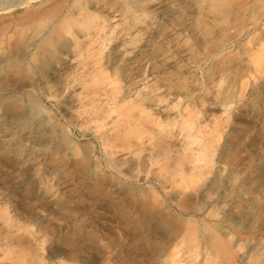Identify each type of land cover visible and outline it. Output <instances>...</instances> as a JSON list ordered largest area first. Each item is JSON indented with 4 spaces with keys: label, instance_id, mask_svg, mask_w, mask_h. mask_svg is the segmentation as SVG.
Returning <instances> with one entry per match:
<instances>
[{
    "label": "rangeland",
    "instance_id": "374dc122",
    "mask_svg": "<svg viewBox=\"0 0 264 264\" xmlns=\"http://www.w3.org/2000/svg\"><path fill=\"white\" fill-rule=\"evenodd\" d=\"M188 1L185 0L186 12L179 7L173 10V20L160 19L156 10L151 14L144 11L146 7H157L160 0H67L62 12L67 11V16L62 25L63 15H58L52 20L41 17L19 26V16L30 9L26 5L0 12L4 19L0 21V51L4 55L0 92L3 98L15 95L17 109L25 113L23 124L7 125V130L26 132L44 122L54 126V146L50 144L39 151L38 160L44 168H60L48 181L58 205V210L52 212L43 193L45 182L41 189L38 186L39 191L22 177L10 182L14 171L6 164L15 163L16 147L0 141V153L7 157L0 164V207L11 215L9 226L1 218L0 223L8 230L25 231L38 256L35 262L41 258L51 264H264V164L259 168L253 153L244 147L249 133L256 130V121L241 126L237 122L243 113L264 115V62L260 68L254 62L256 53L264 49V0ZM40 3L41 0H33L31 8ZM86 11L101 15L96 27L87 35H79L78 44L73 34L63 31L62 37L71 39L69 49L57 53L58 56L48 50L63 22L70 23ZM134 16L140 20L133 19ZM12 46L20 51L14 53ZM42 64L56 73L49 82L43 78ZM99 72L103 78L94 83L93 79L101 75ZM111 91L117 93L115 98ZM30 98L37 107L35 113L29 110ZM124 100L125 103L121 102ZM127 100L138 105L141 115L140 107L146 105L150 117L164 126L167 122L164 124L163 119L171 117L165 129L171 124L174 128L162 138L170 137L176 143L172 160L187 153L193 157L210 153L207 163L198 159L190 164L196 169L207 168L203 179L190 184L176 176L173 181L168 172L164 174L156 163L151 164L150 149L139 156L130 154L134 147H116L108 153L104 136L119 129L121 122L113 123L114 119H123L110 109L118 103L126 106ZM76 108L80 112H74L78 111ZM97 110L106 111L110 124L106 121L98 127L92 116ZM181 122L185 128L191 126L198 141H188L187 131H179L176 124ZM256 133L257 141H264V128L257 127ZM68 146L74 149L70 158L65 152ZM24 154L32 156L33 148H26ZM218 163L224 169H219ZM6 168L9 171L4 173ZM127 169L133 171L128 173ZM112 184L119 189L121 203L113 200ZM11 189L19 193L17 199L8 195ZM88 192L98 196V200L89 198ZM205 192L208 196L201 198ZM214 231L220 235L226 255L209 244ZM70 257L83 260L77 263ZM15 258L1 259L0 264H12Z\"/></svg>",
    "mask_w": 264,
    "mask_h": 264
},
{
    "label": "bare ground",
    "instance_id": "6f19581e",
    "mask_svg": "<svg viewBox=\"0 0 264 264\" xmlns=\"http://www.w3.org/2000/svg\"><path fill=\"white\" fill-rule=\"evenodd\" d=\"M33 0H14V1H9V0H0V12H6L9 10H11L13 6H16V5H26L27 7H30V9H28V11H25L23 14H21L19 16V20L21 19V22H20V25L21 26L22 24L25 25L31 21H37L38 19H40L41 17H46V18H49L48 20H52L54 17H57L58 15H63L61 17V21L60 23L63 21V19L65 18V15L67 16V14H63V10L66 6V3H67V0H41V3L39 4L38 7H32V2ZM78 0H71L72 3H76ZM114 1V0H113ZM149 1V0H148ZM190 1V0H189ZM188 1V3H189ZM195 2L197 3H201V2H205L207 0H194ZM210 2H213V3H220L224 0H209ZM226 1V0H225ZM237 1V0H236ZM123 2V1H122ZM121 2V3H122ZM231 2V1H230ZM132 3H133V0H132ZM94 4V3H93ZM119 4V3H118ZM150 4V3H149ZM148 4V5H149ZM100 5V4H99ZM123 5V4H122ZM139 5V4H138ZM145 5V3H144ZM233 5V4H232ZM96 6V5H95ZM118 6V5H117ZM154 6V5H153ZM146 7L144 8V11L145 12H148V13H153L152 11L153 10H156V14L159 15L160 19L161 18H168V19H171L173 20L175 18V15L173 13V10H175V8L179 7L181 8L183 11L186 12V10H188V4L187 2H185V0H175V2H173V0H160L159 4L157 7ZM175 6V7H174ZM234 6V5H233ZM23 7V6H22ZM68 7V5H67ZM104 7V6H103ZM122 7V6H121ZM135 7V6H134ZM11 8V9H10ZM95 8V7H94ZM120 8V7H119ZM130 7H128L129 9ZM96 9V8H95ZM100 9V8H99ZM102 9V8H101ZM117 9V8H116ZM123 9V8H122ZM231 9V8H230ZM22 10V9H21ZM91 10V9H90ZM125 10V9H124ZM143 10V9H142ZM105 11V10H104ZM141 11V10H140ZM87 13H85L82 17H79V18H76V17H73L72 18V22L70 23H67L66 22H63V27L62 26H58V27H62L60 29V32L57 31L55 33V39H54V43H52V46H51V49L47 48L45 45V48H47L48 50H52L54 51L53 53H58V55L60 53H63L65 51H67L66 49L68 48L69 49V46H70V40H66L64 39V37H62V32L63 34L64 33H69V34H73V38L75 39V44H78L80 42L79 40V35H87L89 33V31L96 27L97 25V20L98 18L101 17V15L99 16H96L97 14L93 13V12H88L86 11ZM139 11H137L138 13ZM142 12V11H141ZM69 13V12H68ZM98 13V12H97ZM103 13V12H102ZM101 13V14H102ZM125 13V12H124ZM136 14V13H135ZM142 15H144L142 13ZM68 16H70L68 14ZM126 16V15H125ZM121 17V16H120ZM147 17V15H146ZM68 18V17H67ZM139 19L138 16H134L133 19ZM142 18V17H141ZM125 19V18H124ZM121 20V19H120ZM140 20V19H139ZM142 20V19H141ZM0 21H4L3 18L0 17ZM39 21V20H38ZM55 21V20H54ZM53 21V23H54ZM138 21V20H137ZM41 22V21H40ZM117 22V20H116ZM140 22V21H139ZM138 22V23H139ZM56 25H58V21L55 22ZM59 23V25H60ZM120 23V22H119ZM121 23H123L121 21ZM125 23V22H124ZM123 23V25H124ZM133 23H135L133 21ZM137 23V22H136ZM48 24V23H47ZM112 24V23H111ZM126 24V23H125ZM62 25V23H61ZM76 25V29L74 28V26ZM6 26V25H5ZM53 26V24H52ZM118 26V24H117ZM137 26V25H136ZM33 27V26H32ZM121 27V26H120ZM123 27V26H122ZM126 27V25H125ZM51 28V27H50ZM119 28V27H117ZM132 28V27H131ZM134 28V27H133ZM20 29V27H19ZM22 29V28H21ZM20 29V31H21ZM34 29V28H33ZM38 29V28H37ZM44 29V28H43ZM123 29V28H121ZM120 29V30H121ZM32 30V29H31ZM104 30V29H103ZM41 31V30H40ZM51 31V30H50ZM53 31V30H52ZM92 31V30H91ZM38 31H36L35 33H37ZM49 32V31H48ZM54 32V31H53ZM156 32V31H155ZM30 33V32H29ZM119 33V32H118ZM126 33V32H125ZM34 34V32H33ZM39 35H41L39 33ZM45 35V34H44ZM18 36V35H17ZM23 36V35H22ZM33 36V35H32ZM52 36V35H51ZM50 36V37H51ZM54 36V35H53ZM64 36V35H63ZM48 37V35H47ZM25 38V37H24ZM66 38V36H65ZM51 39V38H49ZM261 39V38H260ZM16 40V39H15ZM13 40V41H15ZM21 41L23 40L22 38L20 39ZM48 40V38H47ZM41 41V40H40ZM39 41V42H40ZM4 42V41H3ZM27 42V41H26ZM33 42V41H32ZM47 42V41H46ZM50 44L52 42L49 41ZM14 44V43H13ZM16 44V43H15ZM29 44V42L27 43ZM45 44V43H44ZM47 44V43H46ZM40 45V44H39ZM49 45V44H48ZM29 46V45H27ZM37 46V45H36ZM43 47L44 50H46L45 48ZM50 46V45H49ZM145 46V45H144ZM254 46V45H253ZM13 48L11 49V51H13L14 53L15 52H18L20 51L19 49H17V47H14L12 46ZM41 47V48H42ZM96 47V46H95ZM40 47H38L37 49L39 50ZM40 48V49H41ZM88 48V47H87ZM90 48V46H89ZM21 49V48H20ZM35 49V48H34ZM138 49V48H137ZM263 49V48H262ZM24 49H21V51H23ZM37 50V51H38ZM42 50V49H41ZM252 50V49H251ZM26 51V49L24 50ZM32 51V50H31ZM255 52V51H254ZM13 53V55H14ZM28 53V52H27ZM37 53V52H36ZM52 53V52H51ZM253 53V52H252ZM17 54V53H16ZM34 54V53H33ZM43 54V53H42ZM41 54V55H42ZM47 54V53H45ZM257 54V55H256ZM254 53L253 56H255V61L252 60L255 62L256 65H258L257 63H259V68L261 67V65H263V62H264V49L261 51V52H257V53ZM53 55V54H52ZM57 55V56H58ZM115 54H113L114 56ZM9 56H11L9 54ZM19 56V55H18ZM37 56V55H36ZM100 56V55H99ZM111 56V55H110ZM4 55L2 54V51H0V64L1 62L3 61V58ZM20 57V56H19ZM35 57V56H34ZM41 57V56H39ZM49 57V56H48ZM98 57V56H97ZM12 58V57H11ZM37 58V57H35ZM34 58V59H35ZM96 58V57H95ZM113 59V58H112ZM13 61V60H12ZM16 61V60H15ZM27 61V60H26ZM36 61V59H35ZM47 61V60H46ZM51 61V60H50ZM114 61V60H113ZM251 62V61H249ZM253 62V63H254ZM257 62V63H256ZM32 63V62H31ZM34 63V62H33ZM32 63V64H33ZM109 63V61H108ZM38 64V63H37ZM51 64V63H49ZM251 64V63H250ZM35 65V63H34ZM91 65H94V64H91ZM25 66V65H24ZM51 66V65H50ZM15 67V65H14ZM89 67V66H88ZM19 68V66H18ZM28 68V67H27ZM26 68V69H27ZM41 70H42V74H43V78H45V80H49V78L51 77V75H55V71H51V69H47V67L45 66V64H42L40 66ZM50 68V67H49ZM84 69V68H83ZM93 69V67H92ZM11 70V69H10ZM33 70V69H32ZM39 70V71H41ZM82 70V69H81ZM86 70V69H85ZM102 70V69H101ZM103 71V70H102ZM101 71V72H102ZM12 72V71H11ZM86 72V71H85ZM167 72V71H166ZM6 73V72H5ZM40 73V72H38ZM89 73V72H88ZM87 73V74H88ZM100 73V72H99ZM104 73L106 74V72L104 71ZM103 73V75H104ZM71 74V73H70ZM79 74V73H78ZM101 74V73H100ZM1 75V73H0ZM3 75V74H2ZM8 75V74H7ZM63 75V74H62ZM81 75V74H80ZM110 75V74H109ZM69 76V75H68ZM94 76V75H93ZM105 76V75H104ZM111 76V75H110ZM122 76V75H121ZM86 77V76H85ZM107 77V75H106ZM105 77V79H106ZM170 77V76H169ZM167 77V79L169 78ZM6 78V77H5ZM22 78V77H21ZM34 78V77H33ZM80 78V77H79ZM88 78V77H87ZM103 76L102 74L99 75V76H96L93 81L95 83V81L97 80H100L102 79ZM224 78V77H223ZM166 79V78H165ZM70 80V79H69ZM86 80V79H85ZM1 81V80H0ZM5 81V80H4ZM2 81V82H4ZM10 81V80H9ZM27 81V80H26ZM84 81V80H83ZM96 81V82H97ZM130 81V80H128ZM134 81V80H133ZM20 82V80H19ZM49 82V81H48ZM47 82V83H48ZM70 82V81H69ZM223 82V81H222ZM12 83V82H11ZM22 83V82H21ZM83 83V82H82ZM93 83V82H92ZM114 83V82H113ZM117 83V82H116ZM132 83V82H131ZM164 83V82H163ZM80 84V82H79ZM126 84V82H125ZM166 84V81L165 83ZM170 84V82L168 83ZM154 85V84H153ZM156 85V84H155ZM171 85V84H170ZM1 86V85H0ZM14 86V85H13ZM70 86V85H69ZM72 86V84H71ZM94 86V84H93ZM124 86V85H123ZM169 86V85H167ZM245 86V85H243ZM172 87V85H171ZM241 87V86H240ZM88 88V87H87ZM92 88V87H91ZM90 86H89V89L91 90ZM123 88V87H122ZM134 88V87H133ZM227 88V87H226ZM84 89V88H83ZM93 89V88H92ZM121 89V88H120ZM118 89V90H120ZM167 89V88H166ZM171 89V88H170ZM169 89V90H170ZM99 90V89H98ZM97 90V91H98ZM112 90V88L110 89ZM114 90V89H113ZM155 90V89H154ZM168 90V89H167ZM225 90H228V89H225ZM224 90V91H225ZM241 90V89H240ZM89 91V90H88ZM117 91V90H115ZM121 91V90H120ZM119 91V93H120ZM92 92V91H91ZM110 92V91H109ZM113 91H111L112 93ZM150 92V91H149ZM170 92V91H169ZM52 93V92H51ZM118 93V94H119ZM54 94V93H53ZM117 93L115 92V95ZM144 94V93H143ZM169 94V93H168ZM72 95V94H71ZM111 96H114L115 98V95L112 93L110 94ZM123 96V95H122ZM167 96V95H166ZM84 97V96H83ZM82 97V98H83ZM86 97V95H85ZM79 98V97H78ZM81 98V97H80ZM87 98V97H86ZM95 98V97H93ZM111 99L113 101H115V99ZM117 98V96H116ZM15 99H18L16 98L15 95H8L7 97H4L1 95V92H0V141H2L4 144H6L8 147H11L12 145L16 147L15 149V155H16V161L15 163H11V164H6L8 165V167L12 168V171L13 174L10 175L11 176V180L10 182L11 183H14L13 180H16L18 178H23L25 179L28 183L31 184L30 187H32L34 190H40L41 189V183L44 185H42L44 187V190H43V193H44V196L47 195V198L49 200V203L50 206H49V209L50 211L54 212V211H57L58 210V205L57 203L54 201L53 199V190L50 186V181L51 178L53 176H55V174L57 172L60 171V168H56V167H50V168H44V164L43 162H41L40 160H38V156H40L39 154V151L41 150H45L48 148V146L52 144L53 142V134H54V130L52 127L54 126H46V122H44L45 124L43 126H40L38 125L37 127H32V128H29V131L26 130V132H21L19 133L17 130H7V125L11 126L13 123L14 124H19L22 122V119L23 117L25 116V113H23V111H20L17 109V103L18 101L15 100ZM96 99V98H95ZM93 99V100H95ZM118 99V98H117ZM150 99H154L153 97H150ZM81 100V99H80ZM89 100V99H88ZM27 101V100H26ZM85 101V99L83 100V102ZM92 101V100H91ZM127 105H123L126 101H121V102H124L123 104H117L116 106H113L112 109L110 110H113L114 113L116 114V112H118V115L120 117H122L123 119H119V122L118 120L115 122V119L113 120L114 122L113 123H120V126H119V129H117L116 133H113L112 129H110V131H112V135L111 136H107V134L104 136V139H105V144L108 145V153L109 152H112L115 150L116 147L120 148L121 150L123 149H130L132 150V147L133 150L131 151L130 154L133 153V155H140L141 152H143L144 150L146 149H150V150H153V154H151L150 156L152 158H148V160L152 161L151 164H157V168L160 172L163 171V173H169V177L172 178V180H176V176L178 177L177 179H179L180 181L183 180V181H186V182H189L190 184H193L201 179L204 178V175L205 173L207 174V168L206 169H203L202 167H200L199 169H196V167L194 168L193 166L194 165H190V164H193V162L195 160H198V159H202V160H206V158H208L210 156V153L206 152L205 155L203 156H197V157H193L191 156L190 154L188 155H183V156H180L178 158H173L172 160V157L173 154L171 153L174 146L176 145L175 141L174 140H170V137H163L164 135L168 134L167 131H172V129L174 128V124L172 126V124L169 126L168 125V128H166V125L167 124H170L169 123V120L171 117H167L166 119H163L164 120V124L167 122V124H165V126L160 122V120H157L155 117H150V114L146 111V108L144 106L146 105H143L140 107V108H143V113L142 115L140 114L139 112V108L137 107L138 105H135L134 103L132 104H129V100H127ZM156 101V100H155ZM155 101H152L154 105ZM79 102V101H78ZM93 102V101H92ZM86 103V102H85ZM137 103V101H136ZM140 103V102H139ZM142 103V102H141ZM19 104V103H18ZM74 104V103H73ZM83 104V103H82ZM107 104V103H106ZM149 103V105H151ZM29 105L31 107V109H29L30 111L32 110V113H35L36 111V106H35V102H33V99L30 98L29 99ZM81 105V104H80ZM89 105V104H88ZM99 105V104H98ZM112 105V104H111ZM148 105V104H147ZM151 105V106H152ZM77 108H78V105L76 104ZM82 106V105H81ZM102 106V105H101ZM109 106V105H107ZM140 106V105H139ZM22 107V106H20ZM70 107V106H69ZM72 107V106H71ZM147 107V106H146ZM73 108V107H72ZM76 108V109H77ZM149 108V107H148ZM71 109V108H70ZM98 109V108H97ZM149 109H152V107H150ZM78 111H75L76 113L80 112L79 109H77ZM96 110V109H95ZM104 110H107V109H104ZM102 110V111H104ZM148 110V109H147ZM249 110V109H248ZM261 110V109H260ZM86 111H89L88 109H86ZM94 112V111H93ZM106 112V111H105ZM105 112H100L97 110L96 112V115L92 114V116H94V122L98 125V127L100 128L101 126L105 125L106 124V118L108 115H106ZM111 112V111H110ZM242 112V111H241ZM75 113V114H76ZM91 113V112H90ZM109 113V112H107ZM154 113V112H153ZM160 113V112H158ZM31 114V113H30ZM74 114V113H73ZM110 114V113H109ZM152 114V112H151ZM162 114V113H161ZM85 115V114H84ZM87 115V114H86ZM113 115V113H112ZM165 115V114H164ZM162 115V116H164ZM168 115V114H167ZM70 116V114H69ZM90 116V115H89ZM91 116L90 119H92L93 117ZM115 116V115H114ZM152 116V115H151ZM155 116V114H154ZM157 116V115H156ZM158 116L160 117V114H158ZM157 116V118H159ZM184 116V115H183ZM189 116V115H187ZM29 117V116H28ZM88 117V116H87ZM185 117V116H184ZM183 117V118H184ZM238 120L237 122L239 123L238 125H246L249 121L251 120H255L256 123L254 125V128L257 130V127L261 130L264 128V115L262 116H259V114H257L256 112L255 113H252V112H248V113H243V117L241 116H238ZM36 118V117H35ZM34 118V119H35ZM48 117H46L45 119H47ZM113 118V117H112ZM116 118V117H115ZM191 118V117H190ZM190 118H186L188 121V119ZM41 119V118H39ZM72 119V118H71ZM162 119V117L160 118ZM172 119H174L172 117ZM30 120V119H29ZM93 120H91L93 122ZM109 120V119H108ZM139 120V121H137ZM183 120V119H182ZM185 120V119H184ZM38 121V119L36 120ZM90 121V120H88ZM193 121V120H192ZM191 121V122H192ZM25 122V121H24ZM28 122V121H27ZM39 122V121H38ZM50 122V120H49ZM79 122V120H78ZM84 122V121H83ZM175 122V121H174ZM178 122V121H177ZM185 122V121H184ZM29 123V122H28ZM40 123V122H39ZM86 123V122H85ZM84 123V124H85ZM88 123V122H87ZM108 123V121H107ZM190 123V121H189ZM194 123V121L192 122ZM190 123V125L192 124ZM23 124V123H21ZM30 124V123H29ZM28 124V125H29ZM36 124V123H35ZM49 124V123H48ZM79 124V123H78ZM110 124V123H108ZM179 124V123H178ZM176 124L177 126H180L178 129H180L179 131L181 132L182 130L185 129V132H186V135L190 138H188L186 136V138H188L187 140L190 141V142H193L197 139H199L198 135H196L195 133L193 134L192 131H190L191 129V125L190 127H183L182 126V122H181V125H178ZM185 124V123H184ZM187 124V123H186ZM25 125V124H24ZM42 125V124H41ZM59 125V123H58ZM95 125V126H97ZM116 125V124H114ZM113 125V126H114ZM27 125H25L26 127ZM30 126V125H29ZM56 126V124H55ZM111 126V125H109ZM118 126V125H117ZM176 126V128H177ZM185 126V125H184ZM80 127V126H79ZM115 127V126H114ZM4 128V129H3ZM6 128V129H5ZM13 128V127H12ZM22 128L23 125H22ZM21 128V129H22ZM56 128V127H55ZM113 128V127H112ZM116 128V127H115ZM193 128V127H192ZM61 129V128H60ZM97 129V128H96ZM156 129H159L158 132H154V130ZM107 130V129H106ZM104 130V131H106ZM115 130V129H113ZM192 130V129H191ZM256 130L252 131L249 133V135L247 136V140L245 142V145L244 147L247 149V151H250L253 153L254 155V160L257 162L258 164V167L261 168L264 164V141H257V133H256ZM194 131V130H193ZM144 132V134H142ZM167 132V133H166ZM174 132V131H173ZM176 132V130H175ZM111 133V132H110ZM109 133V135H110ZM170 133V132H169ZM64 134V133H63ZM103 134V132H102ZM150 135L149 137H147L148 139H145L146 137L145 136H148ZM56 136V135H55ZM162 138L163 139V142L161 140H157V139H160ZM202 138V137H201ZM102 139V138H101ZM103 140V139H102ZM149 140V141H148ZM55 141V139H54ZM58 141V139H57ZM198 141V140H197ZM56 142V141H55ZM66 142V141H65ZM147 142H149L150 145H147ZM174 142V143H173ZM200 142V141H199ZM162 143V144H161ZM66 144V143H64ZM104 144V145H105ZM80 145V144H78ZM190 144H188L189 146ZM54 146V145H53ZM74 146V145H73ZM184 146V145H183ZM14 147V148H15ZM28 147H32L33 150H34V154L32 156H25V154L23 155V152L26 148ZM82 147V146H81ZM85 147V143H84V146ZM122 147V148H121ZM186 147V146H184ZM183 147V148H184ZM191 147V146H190ZM3 148H7L5 147V145L3 146ZM55 148V147H53ZM75 148V147H74ZM114 148V150H113ZM211 148V147H210ZM214 148V147H213ZM62 149V148H61ZM111 149V150H110ZM120 149L119 152H120ZM186 149V148H185ZM190 150V149H189ZM214 150V149H213ZM13 151V150H12ZM173 151H176V150H173ZM42 152V151H41ZM66 152V155L68 156V158H70L71 156L74 155V149L71 147V146H68L65 150ZM39 153V154H38ZM111 153V154H112ZM86 155V153H84ZM183 154H185L183 152ZM42 155V153H41ZM77 155V154H76ZM89 155V154H88ZM9 156V155H8ZM149 156V157H150ZM41 157V156H40ZM133 157V156H132ZM74 158V157H73ZM120 158V157H119ZM125 158V157H124ZM131 158V157H130ZM7 157L6 155H2L0 153V164H3L5 161H6ZM11 159V158H10ZM64 159V158H63ZM67 159V158H66ZM72 159V158H71ZM129 159V158H128ZM116 160V159H114ZM130 160H133V159H130ZM149 161V162H150ZM8 162V161H7ZM73 162V161H72ZM124 162V161H122ZM206 163L208 162L207 160L205 161ZM141 163V162H140ZM138 163V164H140ZM143 163V162H142ZM195 164V163H194ZM46 165V164H45ZM51 165V164H50ZM129 165V164H128ZM147 165V164H146ZM203 165V164H202ZM110 166V165H109ZM135 166V164H134ZM148 166V165H147ZM156 166V165H155ZM192 166V168H191ZM197 166V164H196ZM207 166V165H206ZM129 167V166H128ZM145 167V165H144ZM151 167V166H150ZM217 167L219 169L223 168L224 169V166L223 165H220L219 163L217 164ZM129 168H132L131 166ZM141 168V167H140ZM205 168V166H204ZM190 169V170H189ZM96 170V169H95ZM130 169H127L126 171L128 173ZM133 171V169H131ZM130 170V171H131ZM148 170V169H147ZM211 170V169H210ZM9 169L6 168L4 173L5 172H8ZM152 171V170H151ZM63 172V171H62ZM3 173V174H4ZM116 173V172H115ZM133 173V172H132ZM159 173V172H158ZM65 174V173H64ZM135 174V173H134ZM155 177V176H153ZM158 177V176H157ZM156 178V177H155ZM161 179V178H160ZM19 180V179H18ZM46 180V181H45ZM97 180V179H96ZM171 180V182H172ZM98 181V180H97ZM229 181L231 182V179L229 177ZM94 182V181H93ZM163 182V181H162ZM169 182V180H168ZM170 182V183H171ZM106 183V182H105ZM210 183V182H208ZM172 184V183H171ZM212 185V182L210 183ZM209 185V184H207ZM40 186V189L39 187ZM26 189V188H25ZM31 189V188H30ZM111 192H114L113 194V200L116 201V202H119L121 203L122 200H121V196H119V189L117 188L116 184H112L111 186ZM31 191V190H30ZM241 192V191H240ZM223 193V192H222ZM9 196L12 197V199L14 200L15 198L17 199L19 197V193L13 191L11 189V191L9 192L8 194ZM7 195V196H8ZM88 197L93 199V200H98V196H93L92 193L88 192L87 193ZM208 196V193L205 192L204 195L201 196V198H205ZM17 203V202H16ZM22 206V205H21ZM1 211L0 212V218L2 219V223L4 224H8V226L10 225L9 223L11 222V215L7 212L4 211L3 208L0 207ZM22 209V208H21ZM14 210V209H13ZM43 210V209H42ZM45 210V209H44ZM48 210V209H47ZM31 217V216H30ZM33 221L34 220H37V217L35 219H32ZM153 221V220H152ZM0 223V260L1 259H11L13 257H16L13 261L12 264H44L46 261L39 258L40 260H38L37 262H35V256H36V250L33 248L30 240L27 239V235L26 233H24L22 230H19V231H13V230H8V228H5L4 224ZM156 225V224H155ZM25 227V226H24ZM26 228V227H25ZM29 231V230H28ZM27 231V232H28ZM57 237V236H56ZM208 242L210 245H213L215 247H219V249L221 250L222 253H224V255H226V248L224 245L221 244V241H220V235L217 233V231H214L211 233V235L209 236V239H208ZM53 251L55 250L54 248H52ZM36 258H38V256H36ZM73 261H76L77 263H79V261L83 260L79 257H70ZM45 264H51L50 261H47Z\"/></svg>",
    "mask_w": 264,
    "mask_h": 264
}]
</instances>
